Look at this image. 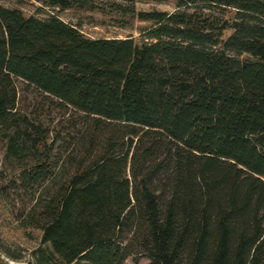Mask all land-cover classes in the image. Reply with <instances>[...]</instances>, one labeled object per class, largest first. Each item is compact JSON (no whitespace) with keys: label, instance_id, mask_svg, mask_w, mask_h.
<instances>
[{"label":"trees","instance_id":"obj_1","mask_svg":"<svg viewBox=\"0 0 264 264\" xmlns=\"http://www.w3.org/2000/svg\"><path fill=\"white\" fill-rule=\"evenodd\" d=\"M34 1L54 10L0 3L9 188L42 230L26 264H264V0ZM71 9L148 24L93 38ZM19 82L54 120L22 108Z\"/></svg>","mask_w":264,"mask_h":264},{"label":"rangeland","instance_id":"obj_2","mask_svg":"<svg viewBox=\"0 0 264 264\" xmlns=\"http://www.w3.org/2000/svg\"><path fill=\"white\" fill-rule=\"evenodd\" d=\"M0 3L7 7H17L26 15L46 17L54 9L42 7L34 0H0ZM139 10H166L174 11L176 3L173 0L163 1H139ZM59 15L66 21L79 26L83 32L93 38H125L130 35L139 37L141 29L148 23L134 21L130 25H122L112 14L101 11H78L65 10ZM230 34V31L227 35ZM21 94V106L31 114L45 122L54 120L57 110L48 106L43 94L24 90L25 84L18 83ZM58 120L53 122V126ZM52 124V123H51ZM14 161L6 159L4 142L0 139V264H26L34 260V252L41 244L42 230L24 225V215L33 205L30 193L21 189L9 188L10 180L18 176L15 173ZM149 260L142 259V264H149ZM125 264H134L133 258H129Z\"/></svg>","mask_w":264,"mask_h":264}]
</instances>
